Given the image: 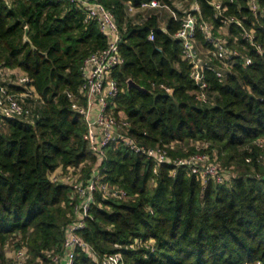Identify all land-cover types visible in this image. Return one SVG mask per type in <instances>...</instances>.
<instances>
[{
	"label": "trees",
	"instance_id": "trees-1",
	"mask_svg": "<svg viewBox=\"0 0 264 264\" xmlns=\"http://www.w3.org/2000/svg\"><path fill=\"white\" fill-rule=\"evenodd\" d=\"M99 1L119 29L123 64L111 72L120 89L113 102L130 124L129 135L149 147L173 143L170 159L195 152H180L179 145L203 142L219 164L232 169L235 163L243 172L202 187L186 168L162 164L155 176L151 160L122 145L107 147L98 172L127 198L96 194L81 237L99 256L119 253L126 264H264V21L251 17L243 0L240 10L230 6V13L248 16L246 26L254 22L263 52L247 47L252 64L236 60L223 82L206 71L214 101L200 105L190 66L172 38L180 23L169 18L162 30L155 14L133 23L127 4L150 0ZM200 5L210 16L206 1ZM106 44L97 24L84 23L66 0H0V67L22 71L36 96L27 100L30 118L0 117V264H7L5 247L14 240V249L27 250L29 263L44 260L47 251H62L74 202L70 187L49 182L47 173L82 167L87 179L97 164L83 138L84 120L66 92L78 93L83 60ZM128 80L148 92L128 88ZM73 264L100 263L77 250Z\"/></svg>",
	"mask_w": 264,
	"mask_h": 264
},
{
	"label": "built area",
	"instance_id": "built-area-1",
	"mask_svg": "<svg viewBox=\"0 0 264 264\" xmlns=\"http://www.w3.org/2000/svg\"><path fill=\"white\" fill-rule=\"evenodd\" d=\"M66 1L81 11L84 23L95 22L99 32L107 40L103 49L91 53L83 60L80 67L82 83L78 93L66 92L71 108L84 120L86 132L83 138L90 152L96 156L97 164L87 179H83L80 174L82 167L66 170L60 167L59 171L57 167L47 173L49 182L70 187V197L74 202L72 219L65 228L62 251L60 253L47 251L44 253V260L36 258L34 262L35 264H73L76 251L81 250L98 259L100 264H126L119 253L99 256L80 234L87 219L91 218L90 208L96 200V194H101L103 198L120 200L127 198V193L123 189L102 182L98 172V165L105 158L107 147L115 148L122 145L133 153L151 160L152 173L155 176L162 164H172L175 169L178 167L188 169L200 179L202 187L208 183L223 184L225 176L216 161V153L213 151L210 154L206 143L191 141L189 145L195 149L194 153L170 159L169 146L170 149H174L173 143L169 146L149 147L129 135L130 124L113 102L120 89L111 77V72L123 64L118 50L120 35L115 18L99 0ZM205 1L211 10L210 16L207 17L204 16L200 0H180L176 10H170L166 4L158 0L143 2L139 7L130 4L126 6L128 15L140 9H168L170 18L180 23L172 38L180 43L181 59L190 66L189 78L196 87L193 96L200 105H209L214 101L206 80V71L213 73L218 82H223L236 60H241L244 66L252 64V58L246 53L247 47L260 55L263 52L261 44L257 41L254 22L250 21L248 27L244 23L248 20V16L238 17L229 12L231 5H237V10H240V0ZM242 4L251 17H260L264 21V7L261 6L260 0H243ZM215 22L217 25L214 24ZM165 27L166 25L160 29L165 30ZM232 28L236 33L231 31ZM148 39L154 40L152 31ZM4 69L0 67V117L30 118L32 108L27 100L36 98L31 80L24 73H17L10 85H2ZM11 86L21 88L22 91H12ZM161 88L166 92L169 91L164 86ZM256 144L263 146L262 141ZM246 161L249 162L250 159ZM175 169L170 172L171 176L175 175ZM28 259L27 250L17 248L9 254L7 264H26Z\"/></svg>",
	"mask_w": 264,
	"mask_h": 264
},
{
	"label": "rangeland",
	"instance_id": "rangeland-1",
	"mask_svg": "<svg viewBox=\"0 0 264 264\" xmlns=\"http://www.w3.org/2000/svg\"><path fill=\"white\" fill-rule=\"evenodd\" d=\"M175 1H176V0L173 1L174 3H172V1H171L172 5H171V6H168L170 10H176V9L178 8V7H176L177 2H175ZM185 7H186V5H185ZM139 12H140V14H142V15L145 16V17L148 15V13H154L155 15L160 14V15H162L161 20L164 21V22L168 21V19H169V17H170V15L168 14V11H166L165 9H153V10L145 9V10H141V11H139ZM14 76H15V75H14ZM2 83H3V82H2ZM2 83H1V84H2ZM3 84H4V83H3ZM3 84H2V85H3ZM177 148H178V150H179L180 152L186 153V152H188V149L191 148V146L188 145V144H185V143H184V144H182V145H179ZM178 150L176 149L175 152H179ZM223 164H224L223 161L220 160V164H219V165H221V166H220V167H221V171L223 172V174H224L225 177H226V176H229V175H232V173H233L234 175H238V174H240L241 172H243V167H241V166H239V165H237V164H235V163H232V164H231L232 169H229V167H226V166H224ZM80 174L82 175V172H80ZM82 177H83V175H82ZM151 183H152V182H151ZM150 185H151V184H150ZM14 242H15V240L9 242V243L7 244V246L5 247V252H6L7 260L9 259V254L14 250ZM26 264H35V262L32 261V263H29V261H27Z\"/></svg>",
	"mask_w": 264,
	"mask_h": 264
},
{
	"label": "crops",
	"instance_id": "crops-1",
	"mask_svg": "<svg viewBox=\"0 0 264 264\" xmlns=\"http://www.w3.org/2000/svg\"><path fill=\"white\" fill-rule=\"evenodd\" d=\"M171 1H172V3H174L173 2L174 0H171ZM175 2H177V5H178L180 0H176ZM177 5H176V7H177ZM148 10H153V9H148ZM165 10L168 11V14L170 15L169 10L168 9H165ZM139 11H141V9L140 10H135L132 13L129 14L130 19L135 24H142L148 16L154 15V13H148V15L145 17L142 14H140ZM161 18H162V15L158 14L159 26L160 27H162V26L164 27L166 25L167 21L164 22V21L161 20ZM4 73L5 74L2 76V82L4 84L3 83L2 84L3 85H5V84L10 85V83H12V80L15 77L14 75H16L17 73L21 74L23 72L20 71L19 69H8V68H5L4 69ZM59 170H60V167L57 168V171H59Z\"/></svg>",
	"mask_w": 264,
	"mask_h": 264
},
{
	"label": "water",
	"instance_id": "water-1",
	"mask_svg": "<svg viewBox=\"0 0 264 264\" xmlns=\"http://www.w3.org/2000/svg\"><path fill=\"white\" fill-rule=\"evenodd\" d=\"M27 34H28V28L25 27V28H24V35H23V40H24L25 42H28V41H29V40H28V37H27ZM127 86H128V88H130V87H134V88H136V89H138V90H140V91L148 92L145 88H143V87L137 85V84H136L135 82H133L132 80H128V81H127Z\"/></svg>",
	"mask_w": 264,
	"mask_h": 264
}]
</instances>
